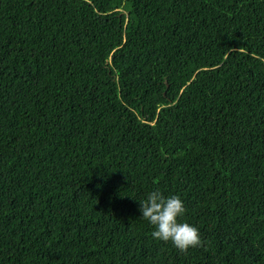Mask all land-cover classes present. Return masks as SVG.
Listing matches in <instances>:
<instances>
[{"label":"trees","instance_id":"obj_1","mask_svg":"<svg viewBox=\"0 0 264 264\" xmlns=\"http://www.w3.org/2000/svg\"><path fill=\"white\" fill-rule=\"evenodd\" d=\"M0 264H264V0H0Z\"/></svg>","mask_w":264,"mask_h":264},{"label":"clouds","instance_id":"obj_2","mask_svg":"<svg viewBox=\"0 0 264 264\" xmlns=\"http://www.w3.org/2000/svg\"><path fill=\"white\" fill-rule=\"evenodd\" d=\"M139 203L141 217L155 228L153 238L163 242L171 241L181 252L203 246L199 229L179 220L186 212L180 196L165 197L161 191L154 190Z\"/></svg>","mask_w":264,"mask_h":264},{"label":"rangeland","instance_id":"obj_3","mask_svg":"<svg viewBox=\"0 0 264 264\" xmlns=\"http://www.w3.org/2000/svg\"><path fill=\"white\" fill-rule=\"evenodd\" d=\"M246 50L251 52L255 56H259L260 51L262 50V48L260 47V45L255 44V45L247 46Z\"/></svg>","mask_w":264,"mask_h":264}]
</instances>
